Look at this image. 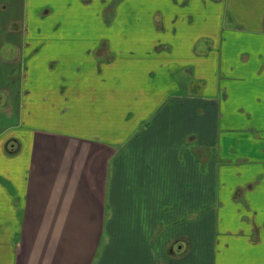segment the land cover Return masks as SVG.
<instances>
[{"label": "crops", "instance_id": "0c3cea01", "mask_svg": "<svg viewBox=\"0 0 264 264\" xmlns=\"http://www.w3.org/2000/svg\"><path fill=\"white\" fill-rule=\"evenodd\" d=\"M119 6L2 63L0 264H264V0Z\"/></svg>", "mask_w": 264, "mask_h": 264}, {"label": "rangeland", "instance_id": "374dc122", "mask_svg": "<svg viewBox=\"0 0 264 264\" xmlns=\"http://www.w3.org/2000/svg\"><path fill=\"white\" fill-rule=\"evenodd\" d=\"M119 2L120 0H25V2L15 0L14 5L11 1L9 7L3 6V14L0 13V72L3 71L1 69L3 64L5 67L19 64L28 66L30 57L36 58L44 68L47 64L49 65V59L54 57L52 53L56 48L55 45L49 43L51 40L49 38H40L41 44H33L38 48L30 51L27 48L23 56L21 41H33L31 36L38 31L41 35L47 36L55 33H68L70 48L74 45V30L75 32H95L97 36L95 41L98 42L99 47L109 40L112 45L118 44L120 41L116 36L122 28L119 18L122 7L119 6ZM7 8H9V15ZM123 8L125 11L126 7ZM1 17L4 22L1 21ZM8 34L13 37L8 39ZM8 40L12 43L9 44ZM17 40L20 42L17 43ZM43 41L46 43H42ZM17 48L19 50H16ZM15 57H20L19 64L11 60ZM10 80L13 79L7 80L1 77L0 84L4 85Z\"/></svg>", "mask_w": 264, "mask_h": 264}]
</instances>
